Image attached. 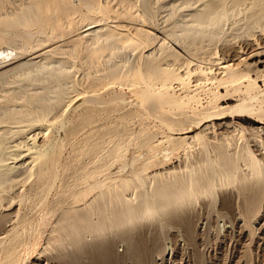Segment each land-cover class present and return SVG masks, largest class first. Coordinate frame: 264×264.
<instances>
[{
    "label": "bare ground",
    "instance_id": "obj_1",
    "mask_svg": "<svg viewBox=\"0 0 264 264\" xmlns=\"http://www.w3.org/2000/svg\"><path fill=\"white\" fill-rule=\"evenodd\" d=\"M10 3L11 0H0V84L5 85V93L0 96V208L10 202L12 191L34 168L38 169L42 189L47 193L55 190L54 197H43L41 204L48 217L54 219L50 243L53 249L65 252L58 257L71 254L75 263L84 261L94 239L105 232L133 231L150 216H155L162 228L180 229L188 245L183 250H189V245L196 247L199 230L188 207L202 194L218 197L219 218H235L238 222L240 219L251 238L255 237L264 220V162L247 141L231 144L225 142L229 137H223L224 142H207L201 137L197 158L191 156L164 168L158 167L163 160H154L155 154L142 160L144 150L130 158L128 152L133 146L159 149L155 131L131 126L144 118L145 110L168 129L186 128L191 132L196 121L226 114L231 106L220 105L219 100L232 89L240 92L243 86L247 91L258 88V75L253 79L238 71L237 62H220L219 69L226 76L218 79L213 74L219 83L208 104L201 105L200 98L201 104L192 106L199 102L197 93L176 94L173 85L175 81H188L186 78L193 71L200 73L202 63L191 64L192 60L170 43H178L188 53L199 55L200 61L207 58L213 63L218 47L212 51L214 56L207 55L208 46L227 36L228 24L232 23L235 29V23L243 22L246 31H261L258 41L262 43L258 42L249 54H262L264 0H168L160 3L159 8L142 0H16L12 6ZM160 8H166L168 14L162 30L154 32L148 27ZM132 53L133 61L126 56ZM237 58L243 61L247 57ZM191 65H196L195 69ZM205 68L204 65L206 71ZM247 76L248 84L244 82ZM15 83L17 87L6 88ZM220 85L227 89L224 95ZM125 86L140 90L139 98L130 107L131 97ZM74 91H81L84 96L81 103L78 100L80 104L72 116L62 111V106ZM250 99L237 104L235 109L241 107L251 113L256 107ZM261 101L264 103V94ZM80 106L82 110H78ZM60 110L64 120L60 127L73 146L62 175L56 167L64 158L63 144L47 143L45 138H39L40 130L34 132L46 121L52 122ZM197 137H170L166 142L174 148L184 145L190 151L189 143L195 144ZM208 145L214 146V154L209 152ZM23 153L29 160L24 156L19 159ZM153 166L155 170H150ZM13 213L10 210L0 215V264H20L27 244L20 229L25 226L22 222L11 230L3 226L8 219L5 218ZM126 241L130 250L137 247L132 236H127ZM170 249L174 251L172 245ZM131 258L133 262L141 261L138 252Z\"/></svg>",
    "mask_w": 264,
    "mask_h": 264
},
{
    "label": "rangeland",
    "instance_id": "obj_2",
    "mask_svg": "<svg viewBox=\"0 0 264 264\" xmlns=\"http://www.w3.org/2000/svg\"><path fill=\"white\" fill-rule=\"evenodd\" d=\"M15 1L16 0L14 1L11 0L10 6H12V3H14ZM147 1L148 3H152L151 5H153L155 8H159L168 0L167 1L152 0L153 2L151 0L150 1L147 0ZM147 1L142 0V3ZM158 13L159 14L153 20V23H150L149 24L150 27H148V28H152L154 32H158L162 30V28L165 26V19L168 14V10L166 8H160V11ZM241 23H235L236 24L235 29L233 28L232 23L228 24L226 27L227 36L225 34L223 37H221L222 39L219 38L217 39V41L212 42L208 46L207 55H209V53H211L212 55L213 49L218 47L214 51V53L216 51L218 52L216 54L217 56L213 54L215 56V58L213 59L217 58L218 60L216 59L214 61L212 59L214 61L213 63L212 62L209 63L211 60L208 61L207 58H203V59L201 58L202 60L200 61V58L198 57L199 55L190 54L182 45L178 43L177 45H175L173 44V42H171L170 44H172V46L178 49L183 55H185L186 58L192 60L191 64H193L194 62L202 63L200 64L202 65V67L200 66L202 68V71L201 70H197V71L203 72L202 73L203 75L200 74L201 72L200 73L197 72L199 78L201 75V79H199L198 75H196L197 73L193 71L195 74L192 72L193 73L191 74L192 76L190 77L188 76L189 79L186 78V80L190 81V83H188L189 86L187 85L188 81H185L184 83L175 81L174 82L175 85H173L174 87L173 91H175V93L178 91L176 94L185 92L187 94L190 93L189 95H194L195 93H197L196 95L197 97L199 96V102L198 103L194 102L192 106L196 107L197 105L199 106V104L201 103H202L201 105L208 104L209 100L211 99V92L216 90V87L218 86L219 83L218 80H215V75H218L216 76L218 77V79H220L223 76H226L225 73L221 72L222 69L221 70L219 69V66H221L220 64H222L225 61L237 62L236 67L238 71L244 74H248L253 79L254 78L256 79V77L259 76L256 79V82L258 81L257 82L258 88L253 89L252 91H247L246 87L243 86L242 91L237 92L232 89L229 92V95H227L225 94L227 92L225 85L224 86L220 85L221 87L219 86V88L221 93L227 95L225 96L223 94L224 97L222 96V98L219 100L220 105H225L226 107L231 106L234 108L230 107L231 109L229 108L225 110L226 114H220L219 116L216 115L213 118L209 117L206 118L207 120L203 119L200 121H196L194 127L195 129L192 131L190 130L191 132H189V129L186 128L184 129L177 128L173 130L168 129L166 125L165 126L163 125V122H160V120H158L157 118L155 119L154 115L151 116V114L145 110L144 118L140 121H136L131 126L139 130L143 129L144 131H151V132L155 131L154 132L156 133L155 144L159 145V149L156 151H152L146 146L141 147L139 149H136L135 146H133L132 149L128 152V158L134 156L135 154L136 155L140 154L144 150L142 160L148 157L149 154H155L154 160H157L159 162L163 160L158 167L160 168L169 167L171 165H178L180 161H183L186 158L190 159L191 156L192 159L197 158L200 155V148L198 147L201 146L202 143L201 137L204 138L207 142H212V140L213 142H221L222 140H225L227 137H229L231 141L227 138L225 142H230L232 144L234 141L236 142L247 141V143L250 145L254 153L258 155L257 157H259L264 162V130H263L264 111L259 110L260 108L264 110V103L261 101L264 94V72H263L264 52L262 54H257L253 56L252 54L251 55L249 54V52L252 51V49L255 48V46H258V42L262 43V40L258 41V36H260L259 34H261V31L259 29H256L254 31L248 32L243 28L244 23L243 22ZM252 34L254 35L251 36ZM202 55L203 54H201L200 57H204V55L203 56ZM240 55L247 58H245V60L242 61L241 59L237 58ZM126 56L127 58H129L128 60L131 61L135 60L134 57L135 55L133 53L130 54L129 56L127 54ZM205 57L208 56L205 55ZM205 60H207V63ZM240 60L242 62H240ZM204 65L206 67L205 69H207L208 71H210V68L212 66L211 72H207V70L205 71L203 69ZM191 67L193 70L195 69L194 67H196V65H191ZM213 69L216 70L212 71ZM258 69L259 70L262 69L263 73ZM261 74L263 77L261 76ZM80 75H81L80 73H77L78 77H81ZM247 81H248V76L244 78V82L248 84ZM185 85L188 87H186ZM4 86H1L0 84V96L1 94L5 93ZM9 86L10 88L11 87L15 88L18 85H16V83L10 84V85H6V88H9ZM117 89L119 90L120 87L118 86ZM195 89L197 92H194ZM124 90L128 94V97H131L128 99V104H130L129 107L133 106L136 100L140 96L139 88L125 86ZM233 91H235V93ZM83 96L84 94L81 91L72 92L69 96V98L71 99L70 102L72 101V103H69L68 106L67 103V101L69 100L68 98L62 106V111L65 110L67 111V113L69 112L68 113L69 115L71 114L72 116H74V113L77 109L76 107L81 103ZM251 97L253 98V103L256 107L251 111V113H249L248 111L247 112L243 111L241 107L240 108L237 107L238 110L235 109L237 104L247 103V100L248 102H250V100H252L250 99ZM200 98H201V103H200ZM78 100L80 101V103ZM65 104L67 105V109ZM78 110H82L81 106L78 108ZM62 111L60 110L57 113L58 117L56 116V118L53 119L52 122L46 121L41 129H37L36 131H34L36 133L37 131L39 130L41 131L43 129L42 131H44L45 133H43L42 131L41 132L39 131L37 133L39 138L40 139L45 138V141L47 143L59 141L63 144L62 157H64L65 160L64 158H62L61 161L63 162L64 160V162L62 163L60 161L61 164L59 163L60 165L56 167L58 168L56 169V171L59 173V175H62L64 173L67 157L69 156V154L72 152L73 149L72 144L71 143L69 144L67 139L64 138L65 137L63 134L64 130L62 129V127H60L62 126V123L64 121ZM220 122L222 123L219 124ZM45 126L46 128L47 127L49 128V131L44 128ZM194 134L199 135V137L194 138L193 140V142H195L196 145L189 143L191 149L190 151L184 145H181L177 148H174L173 144H169L170 142H168L167 145L166 140H168V138L170 137L189 138L190 136L193 137ZM223 137L225 139H222ZM29 142L31 141L29 140ZM189 142H192V139H190ZM66 143L68 144V146H66L67 145ZM194 145L197 146V149H195L196 147H194ZM207 149H209L210 153L214 154L215 148L213 145H208ZM164 150H168V151L164 152ZM23 156L24 158L29 160L28 157H25V153H23V155L21 154L19 156L20 157L19 159H23ZM167 156L169 158H166ZM150 170H155V167L153 166ZM39 181H40V176L38 169L34 168L31 175L28 176L26 179H24L12 191L13 195L10 202H8L7 205L0 208V215H4L10 210L14 211V213L11 216L5 218L8 219L4 221L3 224L4 228L11 230L14 225H19L22 223L23 225H25L24 227L22 225L20 226V229L23 232L27 243L22 252L20 264H82V263L84 264L85 262L86 263L89 262L88 264H136V263L137 264H202L201 263L202 260H204V264H249L250 261H253V264H264V231L262 230L264 229V220H263L262 228L256 232L258 237L255 234V237L251 238L250 234L248 233L247 229L244 227L240 219L238 222V220L235 218H233L234 220H231L229 217H226L225 219L219 218L221 217L219 215V211L221 210L220 207L221 202L219 201L218 197L207 196L203 194L199 196L195 201H193V203H191V205L188 207L191 220L199 230L198 244L196 247L189 245L188 247L189 250L187 249L183 250V248H186L188 245L183 240L180 229L176 227L172 228L171 226H165L164 228H162L156 217L150 216L139 225L133 227V231H130L128 229H124L118 232L108 231L105 232L103 235H101L99 238L94 239L91 245V249L89 250V253L85 255V257L86 256L87 257L86 258L84 257L85 259L83 262L75 263L73 261L71 254H66L63 257H58L60 253L63 254L65 252L57 251L55 250L56 248L53 249L54 246L50 243L49 238L52 235L51 230L53 229L52 223H54V219L48 217L44 207L42 206L43 197L46 196L52 199V197H54L55 190H52V192L50 191L51 193L50 192L47 193L46 190L42 189ZM31 213L34 214V216ZM225 224L226 227L224 226ZM129 235L130 237L132 236L134 241L136 239L135 242L137 245V247L131 250L127 246L128 241H126V237ZM250 239L251 242L249 243ZM154 240H155V244H154ZM169 243L174 248V251L170 249L171 245ZM249 246L251 247L253 252V253L251 252V254H249V249H250ZM0 250H1V246H0ZM134 252L139 253L141 258L140 262L138 261L133 262L134 260L131 257ZM158 252L163 255L159 254Z\"/></svg>",
    "mask_w": 264,
    "mask_h": 264
}]
</instances>
